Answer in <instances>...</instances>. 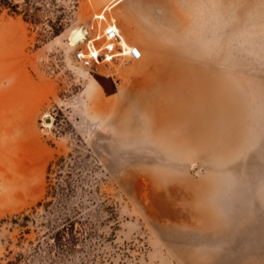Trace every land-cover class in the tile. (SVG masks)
<instances>
[{"label": "rangeland", "instance_id": "rangeland-1", "mask_svg": "<svg viewBox=\"0 0 264 264\" xmlns=\"http://www.w3.org/2000/svg\"><path fill=\"white\" fill-rule=\"evenodd\" d=\"M111 1L37 0L35 21L0 14V264H7L6 246L20 249L11 218L42 212L47 175L70 182L69 202L83 205L93 223L86 244L93 264H264V0H186L187 18L156 16L181 29L157 45L178 39L190 48L181 52L202 54L182 57L207 63L236 107L233 128L244 129L238 138L225 131L221 149L195 146L192 136L178 152L156 130L115 132L124 103L163 55L142 49L138 60L97 69L74 61L69 35ZM144 1L156 9L184 3ZM113 10H105L107 19Z\"/></svg>", "mask_w": 264, "mask_h": 264}, {"label": "bare ground", "instance_id": "bare-ground-1", "mask_svg": "<svg viewBox=\"0 0 264 264\" xmlns=\"http://www.w3.org/2000/svg\"><path fill=\"white\" fill-rule=\"evenodd\" d=\"M117 1L108 3L105 10H110ZM105 10L99 14L106 17ZM78 28L69 35L73 43L84 35V27H81L83 35L75 37ZM183 58L188 59L181 61ZM191 60L193 59L182 55H163L161 65L150 73L149 79L143 81V89L128 96L129 100L124 103L123 110L121 109L124 120L116 121L115 132L126 135L124 138H127V135L148 136L156 130L160 133L157 135L159 141L165 146L175 147L176 152L180 144L190 145L192 136L197 140L195 146L215 150L228 144L224 139L225 131H231L232 136L237 135V131L238 136H234L237 138L241 133L243 135L244 129L233 128L234 121L238 119L236 107L225 95L221 96L218 80L214 78L210 67L203 60L200 63ZM209 94L216 95L217 100L208 99ZM235 145L233 142V147ZM222 195L231 198L224 191ZM245 202L244 199L238 202L239 207L244 206ZM225 206L232 207L228 202ZM258 246L259 240L255 239V249L261 248Z\"/></svg>", "mask_w": 264, "mask_h": 264}, {"label": "trees", "instance_id": "trees-1", "mask_svg": "<svg viewBox=\"0 0 264 264\" xmlns=\"http://www.w3.org/2000/svg\"><path fill=\"white\" fill-rule=\"evenodd\" d=\"M38 9L37 0H0V14L7 11L21 15L24 20L35 21ZM62 159L59 157L57 162ZM52 164L53 161L48 164L47 174ZM72 191L70 182L51 183L47 175L44 197L37 203L42 206V212L38 214L33 208L31 212H21L10 220L12 227L19 229L16 245L20 249L14 251L6 246L7 264L94 263L90 246L86 249L94 235L93 223L82 214L83 205L69 202ZM32 232L35 235L28 238L26 235ZM22 240L26 241L25 247Z\"/></svg>", "mask_w": 264, "mask_h": 264}, {"label": "crops", "instance_id": "crops-1", "mask_svg": "<svg viewBox=\"0 0 264 264\" xmlns=\"http://www.w3.org/2000/svg\"><path fill=\"white\" fill-rule=\"evenodd\" d=\"M115 1V0H112ZM178 7H173L171 4H164L163 8L148 7L144 0H118L113 4V15L115 23L123 39L127 42L137 44L145 52L150 55H164V56H195L202 55L197 53L181 52L189 50V45L178 43L171 45L170 48H162L157 44L162 41L167 33L180 32L181 29H174L171 23L156 22V16H180L187 18L188 6L186 0ZM163 4V2H161ZM143 16L146 20H141ZM152 17L151 21L147 20ZM186 22V21H185ZM185 31V29H184ZM157 35V36H156Z\"/></svg>", "mask_w": 264, "mask_h": 264}, {"label": "built area", "instance_id": "built-area-1", "mask_svg": "<svg viewBox=\"0 0 264 264\" xmlns=\"http://www.w3.org/2000/svg\"><path fill=\"white\" fill-rule=\"evenodd\" d=\"M69 41L76 47L74 61L88 69H97L101 64L119 58L138 60L143 56L139 45L123 39L114 20L99 13L93 16L88 26H84L81 39L73 43L69 38Z\"/></svg>", "mask_w": 264, "mask_h": 264}, {"label": "water", "instance_id": "water-1", "mask_svg": "<svg viewBox=\"0 0 264 264\" xmlns=\"http://www.w3.org/2000/svg\"><path fill=\"white\" fill-rule=\"evenodd\" d=\"M83 34H82V32H81V27L80 28H78V30H77V32H76V34H75V37L76 38H79L80 36H82ZM49 120V119H48ZM47 120V121H48Z\"/></svg>", "mask_w": 264, "mask_h": 264}]
</instances>
